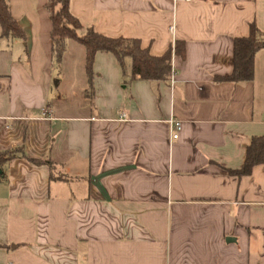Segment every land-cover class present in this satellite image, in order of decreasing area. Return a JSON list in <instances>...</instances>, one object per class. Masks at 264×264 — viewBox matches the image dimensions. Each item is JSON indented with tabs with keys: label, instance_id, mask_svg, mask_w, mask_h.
<instances>
[{
	"label": "crops",
	"instance_id": "obj_1",
	"mask_svg": "<svg viewBox=\"0 0 264 264\" xmlns=\"http://www.w3.org/2000/svg\"><path fill=\"white\" fill-rule=\"evenodd\" d=\"M45 3L8 0L26 39L0 41V153L17 152L0 180V264H264V165L228 173L264 135V49L252 81L215 80L235 38L264 33V0L70 1L84 29L152 56L184 42L172 82L130 80L109 53L89 81L74 41L56 62Z\"/></svg>",
	"mask_w": 264,
	"mask_h": 264
},
{
	"label": "trees",
	"instance_id": "obj_2",
	"mask_svg": "<svg viewBox=\"0 0 264 264\" xmlns=\"http://www.w3.org/2000/svg\"><path fill=\"white\" fill-rule=\"evenodd\" d=\"M70 1L46 0L45 9L49 14L51 23V52L54 60L60 63L68 41H74L81 45L85 51V70L89 81L92 77V65L97 53L113 55L120 68H124L125 60L128 59L130 61V80L156 82L167 81L170 78L173 55L184 58V42H176L173 48L170 47L164 54L155 57L150 54L148 49L141 47L139 40L122 37L108 38L98 34L93 28L84 29L81 22L71 14ZM25 39L24 31L10 14L8 0H0V41H25ZM262 49H264V33L257 29L255 23H251L248 36L234 39L230 75L215 78L216 82L237 84L252 81L254 78V58ZM16 154V151L0 153V180L5 176L3 166L14 160ZM26 160L34 165L51 166V162L48 160L30 158H26ZM260 165H264V135L250 139L242 166L240 169L228 173L237 178H242L249 176L253 168Z\"/></svg>",
	"mask_w": 264,
	"mask_h": 264
},
{
	"label": "built area",
	"instance_id": "obj_3",
	"mask_svg": "<svg viewBox=\"0 0 264 264\" xmlns=\"http://www.w3.org/2000/svg\"><path fill=\"white\" fill-rule=\"evenodd\" d=\"M187 1H189V0H187ZM172 81H173V75L171 74V82ZM170 127L172 130V139L175 140L178 137V132H179L180 127H181L180 122L171 120L170 121Z\"/></svg>",
	"mask_w": 264,
	"mask_h": 264
},
{
	"label": "rangeland",
	"instance_id": "obj_4",
	"mask_svg": "<svg viewBox=\"0 0 264 264\" xmlns=\"http://www.w3.org/2000/svg\"><path fill=\"white\" fill-rule=\"evenodd\" d=\"M54 95V94H53Z\"/></svg>",
	"mask_w": 264,
	"mask_h": 264
}]
</instances>
